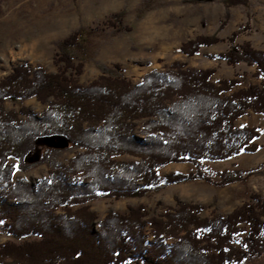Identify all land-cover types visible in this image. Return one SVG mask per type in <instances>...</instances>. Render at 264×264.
Wrapping results in <instances>:
<instances>
[{
    "label": "trees",
    "instance_id": "obj_1",
    "mask_svg": "<svg viewBox=\"0 0 264 264\" xmlns=\"http://www.w3.org/2000/svg\"><path fill=\"white\" fill-rule=\"evenodd\" d=\"M249 1L224 5L247 7ZM124 13L104 25L130 31ZM229 20L226 14L219 29ZM91 32L83 26L57 43V73L20 65L0 80V228L11 238L0 246V264H246L261 258L264 196L253 195L227 216L201 218V207L182 205L162 218H147L140 206L109 213L98 223L88 203L145 197L193 181L218 187L247 182L256 170H224L214 179L204 169L260 148L258 128L236 122L248 112L264 115V50L238 45L235 31L225 53L209 56L255 67L259 84L240 89L236 78L215 84V70L178 62L165 72L147 73L138 85L114 66L84 86L78 77ZM222 41L216 34L197 36L181 52L196 56ZM30 99L47 109L37 116L25 107L18 113L6 108L7 102ZM56 137L79 153L51 168L36 186L14 180L10 161L21 167L40 141ZM122 156L135 160L119 161ZM171 163L195 169L160 178L158 171Z\"/></svg>",
    "mask_w": 264,
    "mask_h": 264
},
{
    "label": "rangeland",
    "instance_id": "obj_2",
    "mask_svg": "<svg viewBox=\"0 0 264 264\" xmlns=\"http://www.w3.org/2000/svg\"><path fill=\"white\" fill-rule=\"evenodd\" d=\"M124 11V25L128 32H117L104 25L113 14ZM228 14L230 20L223 30L221 21ZM249 14V21L247 20ZM91 29L88 52L83 74L78 77L81 85L97 79L103 69L121 73L133 85L152 71L165 72L175 62L186 68L215 73L211 80L238 79L236 89L259 84L255 67L244 63L230 66L223 60L210 59L229 49L228 38L240 32L236 43H250L264 50V0H250L247 7H225L224 0H0V80L16 66L26 65L32 69L43 68L48 73H57L55 65L56 45L80 27ZM217 35L223 41L202 48L196 56L187 57L181 46L197 36ZM25 107L30 113L40 116L46 104L35 99L7 102L8 111L19 112ZM24 118V117H22ZM141 123H139V127ZM236 126L258 128L260 148L252 154H240L226 162L206 163L205 171L218 179L221 171L242 169L256 170L247 182L232 183L224 187L193 181L162 187L145 197L99 198L88 203L90 211L100 222L109 213H127L129 208L144 207L148 216L162 218L171 209L182 205L202 208L201 218L227 216L253 195L264 196V115L248 112L236 122ZM79 153V149L65 146L61 138L42 140L38 147L26 156L21 167L11 160L14 180H27L33 186L48 177V172L61 164H67ZM119 161H134L131 156L119 157ZM195 168L187 163H171L158 171L166 179L172 174H187ZM146 234L152 239L149 226ZM11 240L0 228V246ZM264 264V255L250 263Z\"/></svg>",
    "mask_w": 264,
    "mask_h": 264
},
{
    "label": "water",
    "instance_id": "obj_3",
    "mask_svg": "<svg viewBox=\"0 0 264 264\" xmlns=\"http://www.w3.org/2000/svg\"><path fill=\"white\" fill-rule=\"evenodd\" d=\"M65 146H68V143L65 142Z\"/></svg>",
    "mask_w": 264,
    "mask_h": 264
}]
</instances>
